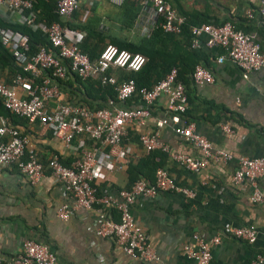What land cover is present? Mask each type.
I'll return each instance as SVG.
<instances>
[{"label":"built area","instance_id":"obj_1","mask_svg":"<svg viewBox=\"0 0 264 264\" xmlns=\"http://www.w3.org/2000/svg\"><path fill=\"white\" fill-rule=\"evenodd\" d=\"M108 1L118 6L124 0ZM133 1L141 9H149L152 16L159 19V26L164 32H179L183 17L167 0ZM79 2L55 0V12L60 18H68L78 9ZM31 7L32 0H0V17L39 29L56 53L41 46L35 53L26 55L27 36L16 30L0 28L1 43L11 53L15 63L28 74L25 77L16 76L10 84L0 79V104L8 112L49 129L55 138L67 146L76 140V156L69 165H64L55 153L45 162L41 161L19 128L6 116L0 115V169L15 166L30 185H39L48 174L73 201L71 205L61 204L58 207L57 215L63 220L75 209H90L94 203H98L100 207L91 225L94 234L112 239L131 258L156 261L147 235L131 213V204L136 198L153 199L161 190L179 192L187 197H192L193 191L177 185L164 168L157 167L152 183L137 179L128 188L97 195L96 181L100 175L120 169L132 154L128 140L123 141L127 139L128 129L135 132L143 153L161 151L168 159L189 171L203 169L210 161L230 160L233 154L214 147L194 130L192 123H178L179 114L186 111L187 99L183 84L176 78L175 68H171L150 89L141 90L139 101L142 106L122 108L114 106L109 100V107L91 110L83 104L63 100L61 91L52 79L65 78L68 69L80 79L93 77L101 83L111 84L118 100L128 99L134 91L133 80H124L117 85L116 75L111 71L116 68L137 71L145 63L146 57L107 43L98 57L90 60L77 46V41L84 34L82 31H68L57 22L47 25L35 22ZM26 10L28 12L24 13ZM257 14L264 27V0H259ZM247 16H251L250 11ZM190 33L191 47L223 48L224 53L218 55L216 61L229 60L240 69L244 78L264 64V56L253 35L236 28L230 21L219 25H193ZM191 77L195 85L213 81L210 71L199 64L194 67ZM158 99H163L164 112L162 117L154 120V128L148 129L146 123L151 117L149 107ZM167 124L172 125L173 132L181 137L186 146L173 149L160 139L159 130ZM222 129L226 133L231 132L227 125H222ZM187 148L194 152L187 151ZM263 176V158L238 155L230 180L235 185L247 181L251 187L250 201L264 203V192L257 186L258 179ZM113 211L116 219H113ZM227 232L247 242H253L256 238L255 230L249 226L228 228ZM193 239L192 245L182 247L184 255L191 260V264H209L210 247L219 242V236L204 239L195 235ZM262 260L263 257L258 255L250 264H261ZM0 264H57V259L46 245L26 239L14 255L6 259L0 257Z\"/></svg>","mask_w":264,"mask_h":264},{"label":"crops","instance_id":"obj_2","mask_svg":"<svg viewBox=\"0 0 264 264\" xmlns=\"http://www.w3.org/2000/svg\"><path fill=\"white\" fill-rule=\"evenodd\" d=\"M167 1L178 14L179 11H199L217 21H230L236 28L253 35L264 56V27L257 14L259 0ZM87 14L84 10L79 18L83 20ZM155 19L149 9L143 8L135 20L138 33L146 31H143V24L148 26L147 29L153 26ZM203 48L210 56L199 65L210 71L213 81L191 86L185 116L196 132L214 147L230 151L233 157L227 161H210L205 168L195 172L167 156L161 162L160 167L167 171L174 183L192 190L193 196L161 190L153 199L136 198L131 204V213L147 235L156 261L131 258L112 239L96 236L91 225L100 207L98 203L90 209H75L66 220L61 219L57 215L58 207L73 203L61 185L48 174L39 185H30L15 166L0 169L1 258L14 255L26 239H33L54 253L57 264H191L182 247L192 245L194 236L200 235L204 239L220 238L210 247L209 264H250L258 255L263 257L261 264H264V203L250 201L251 187L247 181L235 185L230 180L238 155L264 159V64L244 78L240 69L229 60L216 61V57L224 53L223 48ZM61 93L63 100L68 101L66 94ZM163 110V99L152 104L151 117L146 123L148 129L154 128V120L162 117ZM183 122L185 120L179 116L178 123ZM14 125L35 148L41 161H46L54 153L67 165L75 158L76 140L67 146L37 122L26 120ZM222 125H227L231 132L226 133ZM159 137L170 148L186 146L173 132L171 124L160 128ZM128 143L132 154L122 167L103 172L97 179L101 193H114L124 188L127 164L145 155L137 138L128 140ZM187 151L194 152L190 148ZM257 186L264 192V176L258 179ZM112 216L117 218L116 213ZM243 226L255 230L253 242L227 232L228 228Z\"/></svg>","mask_w":264,"mask_h":264},{"label":"trees","instance_id":"obj_3","mask_svg":"<svg viewBox=\"0 0 264 264\" xmlns=\"http://www.w3.org/2000/svg\"><path fill=\"white\" fill-rule=\"evenodd\" d=\"M114 7L116 11L110 19L118 24V29L125 31L132 29L135 25V20L141 13V7L133 0H124L120 5ZM31 10L33 11L35 22H41L46 25L51 22H57L68 31H82L84 34L77 41V46L90 60L97 58L107 43H112L119 49L141 53L146 57L145 63L137 71H125L119 68L111 71L116 75L117 85L128 79L134 82L132 95L123 101L116 98V91L113 85L101 83L99 79L93 77L80 79L69 69L65 78L52 79V82L57 85L59 90L66 94L68 102L83 104L91 110L109 107V100L112 101L114 106L122 108L142 106L139 101L141 90L150 89L171 68L176 69V78L183 84L186 99L190 101L188 91L192 88L191 86L195 85L191 77L192 71L196 65L205 63L210 56L202 45L199 47L190 46V27L202 23L219 25L225 21L211 19L206 13L199 11H179V15L183 17V22L178 33L164 32L159 26V19H156L153 26L144 31V33H137L133 38L129 39L110 30H105L101 25L103 18L95 11V5L91 6L90 12L89 9H85L89 14L83 20L79 18L77 10H74L68 18H60L55 12V0H32ZM27 12V10L24 11V13ZM0 28L16 30L27 36L28 49L25 52L26 55L35 53L41 46L56 53L46 36L37 28L33 29L27 24L7 21L1 17ZM27 75L15 63L11 53L0 41V77H2L3 81L10 84L11 80L16 76L25 77ZM37 81L35 80V82ZM151 108L152 106L149 107L150 111ZM0 115L6 116L12 124L26 122V119L8 112L1 104ZM185 115V112L179 114L188 123L189 120ZM136 138L135 132L129 128L127 139L123 141L136 140ZM165 157V153L153 150L137 158L134 162L129 161L126 167L127 184L124 188H128L137 179H144L152 183L154 181V171L161 166V162ZM62 163L67 165V163ZM100 194L102 193L97 187V195ZM114 214L115 212L113 211Z\"/></svg>","mask_w":264,"mask_h":264},{"label":"rangeland","instance_id":"obj_4","mask_svg":"<svg viewBox=\"0 0 264 264\" xmlns=\"http://www.w3.org/2000/svg\"><path fill=\"white\" fill-rule=\"evenodd\" d=\"M90 2H92V4ZM92 5H95V11L99 15L102 16L103 20L101 22V25H102V27L105 30H107V31L110 30L111 32H115V33H117V34H119L121 36L127 37L129 39L133 38L138 33V31L136 29L137 28L136 25H134V27L132 28V31H133L132 33L125 32V31H120L117 28V26H116L117 23L110 19V17L113 15V13L116 10H115V7L111 6V4L108 2V0H80L79 6H78V9H77V11L79 12V15L83 14L85 9H89V12H90V9H91ZM89 12H88V14H89ZM112 26H114V27H112ZM143 26H144L143 31H144V29L147 30L148 26H146L144 24H143ZM107 27H108V29H107Z\"/></svg>","mask_w":264,"mask_h":264}]
</instances>
